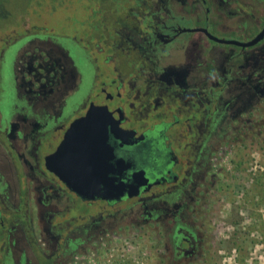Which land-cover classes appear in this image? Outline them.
<instances>
[{
	"label": "flooded vegetation",
	"instance_id": "af4514ba",
	"mask_svg": "<svg viewBox=\"0 0 264 264\" xmlns=\"http://www.w3.org/2000/svg\"><path fill=\"white\" fill-rule=\"evenodd\" d=\"M11 1L0 0V264H68L71 246L96 228L141 224L147 212L177 221L196 210L216 182L218 144L238 136L264 87V58L253 51L264 38L242 48L210 36L251 41L264 25L256 32L247 23L264 22V0H38L48 3L47 24L36 17L31 27L8 11ZM40 44L75 67V54H85L83 69L94 65L79 105L80 80L57 111L38 103L65 70ZM92 105L118 128L108 127L111 152L101 154L108 200H87L57 174L59 145ZM140 180L137 196L115 198L120 181ZM190 233L176 249L199 261L207 246Z\"/></svg>",
	"mask_w": 264,
	"mask_h": 264
},
{
	"label": "rangeland",
	"instance_id": "374dc122",
	"mask_svg": "<svg viewBox=\"0 0 264 264\" xmlns=\"http://www.w3.org/2000/svg\"><path fill=\"white\" fill-rule=\"evenodd\" d=\"M37 2L15 0L9 2L7 8L20 19L30 20V27L35 24L36 17L39 18L36 24H47L48 0L40 6H35ZM39 14L43 16L39 17ZM259 16H264V10L260 8ZM56 24L62 29L60 23ZM263 25L264 22L247 23L248 29L256 32ZM30 27L25 26L24 29L32 30ZM18 32L21 34L22 30ZM38 46L58 56L65 69L58 74L63 79L57 89L45 86L42 95L47 96L38 102L42 109L57 111L77 80L81 83L73 105H79L92 89L94 65L88 62L92 69L87 70L86 65L83 69L80 62L84 63L81 56L85 54H75V67L54 45ZM253 51L264 58V42ZM258 100L249 117L243 121L238 136L234 139L235 135H231L230 139L218 144L210 162L216 182L196 210H192L185 219L178 216L177 221L156 219L157 214L147 212V219L141 224L120 220L119 225L99 233L96 228L89 233L86 244L71 246L68 264H264V204L259 203L258 180L262 176L264 187V87H259ZM202 204L206 205L201 209L203 215L198 211ZM98 209L93 208L92 214H96ZM190 232H195L197 236L194 237L203 239L207 246V253L203 252L199 261H189L184 252L176 249L182 237L191 238ZM184 247L188 248V245L184 244Z\"/></svg>",
	"mask_w": 264,
	"mask_h": 264
},
{
	"label": "water",
	"instance_id": "95a60500",
	"mask_svg": "<svg viewBox=\"0 0 264 264\" xmlns=\"http://www.w3.org/2000/svg\"><path fill=\"white\" fill-rule=\"evenodd\" d=\"M210 38L219 43L248 48L256 45L264 38V28L249 42L219 40L211 36ZM109 126L118 130L105 107L92 105L85 116L73 121L70 125L55 155L60 163L57 172L59 177L73 192L87 200L96 198L108 200L111 198V196H106L109 183L101 178V172L105 168L104 163L102 164L101 154L102 152H111L107 144ZM46 164L49 167V159H47ZM126 167L123 166V169ZM145 183V180L135 181L132 184H125L120 181L116 185L115 198H121L125 194L128 197L137 196L139 188Z\"/></svg>",
	"mask_w": 264,
	"mask_h": 264
},
{
	"label": "trees",
	"instance_id": "16d2710c",
	"mask_svg": "<svg viewBox=\"0 0 264 264\" xmlns=\"http://www.w3.org/2000/svg\"><path fill=\"white\" fill-rule=\"evenodd\" d=\"M262 179H263L262 176H260L258 179L259 180V198H260L259 203L264 204V187L261 181Z\"/></svg>",
	"mask_w": 264,
	"mask_h": 264
}]
</instances>
